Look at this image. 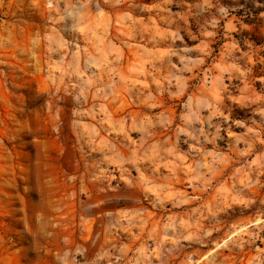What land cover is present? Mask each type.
<instances>
[{"label": "rangeland", "instance_id": "obj_1", "mask_svg": "<svg viewBox=\"0 0 264 264\" xmlns=\"http://www.w3.org/2000/svg\"><path fill=\"white\" fill-rule=\"evenodd\" d=\"M238 0H0V264H264V12Z\"/></svg>", "mask_w": 264, "mask_h": 264}, {"label": "trees", "instance_id": "obj_2", "mask_svg": "<svg viewBox=\"0 0 264 264\" xmlns=\"http://www.w3.org/2000/svg\"><path fill=\"white\" fill-rule=\"evenodd\" d=\"M242 5L241 12L247 17H257L264 12V0H238Z\"/></svg>", "mask_w": 264, "mask_h": 264}]
</instances>
